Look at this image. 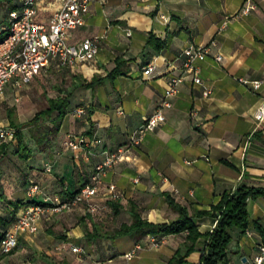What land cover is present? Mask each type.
<instances>
[{
  "label": "crops",
  "instance_id": "obj_1",
  "mask_svg": "<svg viewBox=\"0 0 264 264\" xmlns=\"http://www.w3.org/2000/svg\"><path fill=\"white\" fill-rule=\"evenodd\" d=\"M247 1L254 8L243 15L240 9ZM19 5L20 0H0V29L8 26L9 12ZM87 6L84 24L69 31L68 43L100 37L95 59L75 69L52 63L30 82L51 72H67L70 81L56 96L72 91L69 112L50 147L40 152L27 128L22 129L32 150L22 162L14 154L16 142L0 141V146L5 144L0 155V235L10 225L13 203L27 198L30 184L39 185L41 191L32 200L42 203L45 196L56 194L68 199L87 183L103 158L102 151L127 146L131 133L161 107L169 78L181 73V51L190 44L213 41L210 54L200 63L203 85L187 77L176 93L166 97L169 106L162 108L163 122L107 171L102 188L90 200L96 211L81 203L69 211L47 214L36 233L20 234L18 246L0 254V264H169L186 232L162 237L122 233L133 212L143 221L162 224L178 218L170 203L180 205L203 233L211 231L215 220L196 212L210 211L223 193L239 187L264 190V121L254 118L264 102V0H87ZM49 14L39 11L38 19L46 20ZM149 34L164 45L160 49L147 45ZM150 62L155 68L144 75ZM115 68L119 74L110 75ZM96 77L101 79L98 83L81 85L82 79L88 83ZM238 79L262 84L255 91ZM203 86L211 89L208 97L202 95ZM7 88L18 104L22 89L11 84ZM4 94L0 127L10 125L6 111L2 116ZM82 106L87 109L85 117L70 112ZM13 113L16 123L23 124L36 112L24 117L17 107ZM68 132L95 134L101 143L88 154L64 150L62 141ZM45 162L52 165L48 172L43 169ZM108 183L115 185L119 198L108 195ZM247 209L249 235L231 228L226 261L220 264H246L263 239L264 192L250 199ZM203 242L198 239L184 264H198ZM137 245L133 256L125 257ZM70 246L78 247L79 253L71 252Z\"/></svg>",
  "mask_w": 264,
  "mask_h": 264
},
{
  "label": "built area",
  "instance_id": "obj_2",
  "mask_svg": "<svg viewBox=\"0 0 264 264\" xmlns=\"http://www.w3.org/2000/svg\"><path fill=\"white\" fill-rule=\"evenodd\" d=\"M20 2L21 7L8 14L9 23L6 34L2 35L3 30L0 29V97L4 94L7 84H11L16 89L24 88L34 76L47 70L52 63L60 69H75L79 65L93 61L100 50V37L98 36L85 38L78 44L68 43L69 31L84 24L83 16L88 12L87 0H20ZM253 8L254 5L247 1L240 9V13L246 15ZM42 10L50 13L46 20L38 19L39 11ZM126 34L130 36L131 31L127 30ZM214 45L213 41L209 44H190L181 51L180 57L183 59L181 73L169 78L161 107L146 117L144 123L131 133L127 146L102 151L103 158L95 166L94 173L88 182L70 198L61 200L56 194L52 198L45 196L42 204L32 203L30 201L33 196L40 193L41 189L38 184H30L26 191L27 198L18 207L13 221L0 237V254L13 251L18 246L20 234L36 233L40 222L47 214L69 211L81 203H87L89 211H96V205L91 204L90 200L102 188L103 178L107 171L123 160L129 148L139 144L147 131L153 130L163 122L162 108L169 106L166 97L176 93L180 83L187 77L195 85H203L200 77V63L210 54L211 47ZM214 59L219 61L220 55L216 54ZM154 68L153 62L148 63L143 69V74L151 75ZM238 80L255 91L262 84L260 80ZM210 94L211 89L203 86L202 95L208 97ZM70 112L77 117L87 115V109L83 106L76 107ZM254 118L258 123L264 121V102L255 110ZM15 133L16 130L10 125L0 127V141L15 142ZM100 143L101 139L95 134L67 133L62 141V148L74 152L83 150L88 154ZM51 166V163L45 162L44 171H50ZM107 193L113 199L120 196L113 183H108ZM245 235H249L248 230L245 231ZM152 241L153 246L158 245L154 238ZM64 247V244L60 246V248ZM139 248V245L135 246L125 257H132ZM70 250L73 253L80 251L75 246H70ZM263 262L264 238L257 244L256 253L246 264H263Z\"/></svg>",
  "mask_w": 264,
  "mask_h": 264
},
{
  "label": "trees",
  "instance_id": "obj_3",
  "mask_svg": "<svg viewBox=\"0 0 264 264\" xmlns=\"http://www.w3.org/2000/svg\"><path fill=\"white\" fill-rule=\"evenodd\" d=\"M20 7L21 2L18 9ZM6 28L2 31V35L6 34ZM147 45L153 46L155 49H160L164 44L153 34H149ZM117 74H119L118 68H115L110 73L112 76ZM100 80V78L96 77L90 82L85 83L82 79L81 85L91 86L92 84L98 83ZM71 94L72 91L68 90L61 96L49 98L47 100L48 106L37 111L30 120L23 124L16 123L12 109L6 110L9 124L16 130V148L14 154L20 161L25 162L32 156V150L24 140L22 129L27 128V130H29L30 136L40 152L46 151L50 147L52 139L59 132L63 116L69 112L67 111V108L69 106V98ZM54 113H56L55 116L53 115ZM3 152H5V144L0 146V155L4 154ZM75 192L76 191L72 192L71 196ZM263 192L264 190L239 187L233 192L223 193L219 202L213 205L210 211L196 212V215H209L214 218L215 225L211 231L203 233L199 232L197 226L192 221V215L188 213L187 209L173 203L170 204L178 212L177 219L168 223L153 224L143 221L136 212H133L131 224L122 226L120 230L122 233H130L131 235H134V233L139 235L149 233L154 237L186 232L185 242L175 251L174 255L169 260V264H184L185 258L195 250V245L199 238L203 239L204 242L198 264L224 263L226 261L227 247L231 242L229 230L234 227L238 228L241 233L245 231L248 225V201ZM30 202L41 203L34 200H31ZM23 203L24 200H19L13 203L14 215L17 208ZM14 215L8 221V224L13 221ZM4 224L6 223L4 222ZM260 232L264 238V231ZM2 235H0V237Z\"/></svg>",
  "mask_w": 264,
  "mask_h": 264
},
{
  "label": "rangeland",
  "instance_id": "obj_4",
  "mask_svg": "<svg viewBox=\"0 0 264 264\" xmlns=\"http://www.w3.org/2000/svg\"><path fill=\"white\" fill-rule=\"evenodd\" d=\"M61 78L62 81L60 80ZM69 84L70 81L67 72L63 74L56 72L47 73L45 77L39 78L38 82H32L29 85H26V88H21L22 90L19 93L21 98L18 104L13 100L14 95L11 89L7 88L5 90L4 100L1 104L2 116H6L4 113L6 109L9 108L15 110L17 107L22 116L26 117L32 115L47 107V97H56L59 95V89L64 90L66 85L68 86ZM53 115L55 116L56 113ZM27 134H30L29 130H27ZM12 162L15 163L16 161Z\"/></svg>",
  "mask_w": 264,
  "mask_h": 264
}]
</instances>
